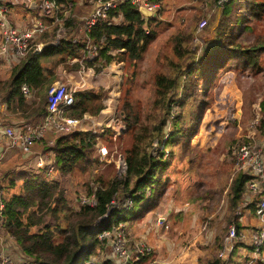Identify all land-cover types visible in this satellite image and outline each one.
I'll list each match as a JSON object with an SVG mask.
<instances>
[{
	"label": "trees",
	"instance_id": "1",
	"mask_svg": "<svg viewBox=\"0 0 264 264\" xmlns=\"http://www.w3.org/2000/svg\"><path fill=\"white\" fill-rule=\"evenodd\" d=\"M0 1L10 8L6 1ZM54 1L58 7L55 18H60L59 24L52 22L48 16L37 15L41 23L48 25L47 28L34 34L23 57L5 63L9 67L8 75L0 80V103L3 104L0 123L20 132H26L41 122L46 111V94L54 79L55 67L67 59L76 60L70 68L79 67L77 60L87 53V41L96 46V55L92 60H86L83 65L98 72L112 60L116 63L127 62L131 68L135 67L136 62L155 39L151 24L157 23L156 18L160 10L156 4L158 0H149L155 5L153 17L142 16L129 0H117L116 6L107 11L104 19L97 21L84 33L78 34L76 26L80 21V14L77 15L75 6L77 4V8L86 7L83 12L87 15L90 11L87 3L85 1L79 3L76 0ZM201 1L203 3L212 1L216 7H220V13L212 38L207 40L203 51L201 48L200 57H197L199 61L196 59L192 62L194 51H191L193 58L190 65L185 67V70L182 69V64L190 56L191 49L189 50L188 45L196 30L195 25L188 22L170 35L169 42L174 60H167L164 64L169 74L156 73L153 76L154 97L150 107L138 118L132 99L128 100L127 95H124L120 102L119 110L123 116H119L130 132L124 150L125 174L122 179H117L108 165L102 168V170L109 168L108 174L94 170L96 166L106 163L99 157L95 147L97 139L102 138L104 131L92 132L88 129L66 133L47 132L34 143L31 153L27 156L17 148L9 147L7 142L8 148L14 150L20 163L11 165L14 161L11 159L10 166L5 168L2 162L4 158L0 159L3 206L0 227L2 233L6 232L13 238L17 253L30 264H84L91 257L98 261L103 260L107 252L106 244L100 241L97 235L112 223L116 214L112 211L107 219L100 220L107 212L111 201L123 198L131 201V208L122 212V216L130 218V221L159 206V198L164 191L160 186L155 190L157 181L155 173L163 171L167 163L160 155L153 159L149 149L154 140L160 141L163 137L170 105L177 99L180 106L185 100H190L189 103L192 104L199 82L206 84L208 78L205 81V77L214 76L220 69L248 70L253 73L261 70L259 59L264 55V33L253 35L255 37L242 36L245 33L252 35L251 24L259 21L264 13V1L222 0L219 5L216 3L217 0ZM24 3L26 4L24 10L34 11L25 0ZM65 9L67 14L63 15ZM58 28H62L59 37L56 35ZM76 34L78 37L74 38ZM48 41H53L54 44L41 51H34L35 45ZM111 50L114 52L111 53ZM21 84L29 87L30 99L23 98L20 92ZM203 102L199 99L197 110L205 107ZM102 108L99 93L78 90L74 92L73 103L65 108L64 113L74 118H79L83 114L92 117ZM173 118L167 143L179 140L182 134L179 126H175L178 115ZM253 118L254 116L246 120L245 127ZM188 127L189 136L194 133L195 126ZM255 128L263 129L264 137L262 114ZM243 141L249 142L247 139ZM261 142V145H264V142ZM44 153H47L52 161L55 171L53 175L39 171L35 166L36 156ZM228 153L232 158L231 148ZM232 170L226 193L228 210L225 227L212 233L208 242L201 247L203 253L199 256L202 259L199 257L196 259L201 264H236L230 260L232 252L226 259L218 256L223 236L231 224L237 230L245 228L241 222V214L236 212L237 209L246 210L252 215L255 204L264 194L263 189L256 194H250L247 204L242 206L245 183L252 175L236 170L234 165ZM76 175L82 176V180L80 188L71 187L74 189L73 199L70 200L67 179ZM146 186L153 188V191L151 195L149 193L145 197ZM83 198L93 200V204L82 203ZM131 240L128 239L129 244H132ZM101 252L103 254L97 257ZM152 255L153 249L132 260L130 264H153Z\"/></svg>",
	"mask_w": 264,
	"mask_h": 264
},
{
	"label": "rangeland",
	"instance_id": "2",
	"mask_svg": "<svg viewBox=\"0 0 264 264\" xmlns=\"http://www.w3.org/2000/svg\"><path fill=\"white\" fill-rule=\"evenodd\" d=\"M34 1L37 4L38 1ZM76 1H85L87 8H90V3L86 0ZM23 3L24 0H16L15 5L21 9ZM156 4L160 9L156 18L157 23L151 24L155 39L136 62L135 67L131 68L127 62L116 63L112 60L98 72L83 65V72L78 73L79 67L70 68L76 60L67 59L55 67L54 79L51 82L61 81L74 87L75 91H95L100 94L103 108L91 119L95 127L97 123L101 125L104 132L102 138L97 139V144L106 148L113 162L96 166L94 170L108 174L110 168L114 176L121 172V179L124 177L123 170L115 162V158L117 154L124 157V150L130 138V132L120 117L123 116L119 110L122 98L127 95L128 100L134 101V111L140 118V115L150 107L154 97L153 76L156 73H167L164 64L167 60H174L169 42L170 35L188 22L196 27L193 39L188 45L189 50L191 49L190 56L182 64V69L185 70L193 58L191 51H194L192 61L194 62L200 57L207 40L212 38L220 13V7H216L212 1L203 3L201 0H158ZM85 9L83 6L77 8L76 4L75 11L77 15L80 14L79 19L84 16ZM32 14L27 13L26 19L35 16ZM66 14L67 9L63 11V15ZM202 19L205 25L197 28L198 21ZM251 25L252 35L245 33L242 37H255L253 35L264 33V13L259 21H254ZM59 32L60 35L62 30ZM77 34L74 38L78 37ZM259 65L261 70L257 73L248 70L220 69L214 76L205 77V81L208 78L206 84L199 82L192 104L189 103L190 100H185L180 106L177 99L170 105L163 137L160 141L154 140L149 149L153 159L160 155L167 163L163 171L155 173L157 181L154 188L156 190L157 186H160L164 191L159 198V206L156 209L151 208L152 211L143 213L142 217H137L133 221L122 216L128 231V239H132V243L144 242L153 249L151 258L153 264H156V261L162 264H201L196 260L198 257L202 259L201 247L208 242L212 233L224 229L228 210L227 185L233 171V161L228 150L233 149L236 143H244L243 139L249 140L244 136L251 131L248 127L249 121L245 127L246 120L255 115L258 118L261 114L264 116V55L260 57ZM0 67V79H4L8 68ZM130 85L133 86L129 88ZM199 99L204 101L205 107L197 110ZM176 115L178 118L175 120V126H179L182 134L179 140L167 143L172 129L171 120ZM92 124H89V129L94 127L90 126ZM189 125L195 126V130L188 136ZM262 132L263 129L256 130L251 142L254 141L255 145L264 149V145H261V141L264 142ZM13 151L12 148L4 149L1 155V158H4L3 167H9L11 159H14L11 165L20 163ZM106 165L109 168L102 170ZM81 180L80 175L67 179L70 200L73 199L74 189L71 187L80 188ZM152 191L153 188L146 186L145 197L149 193L151 195ZM159 215L163 221L156 224L155 219ZM242 215L243 223L250 227V224L254 223V218L246 210L242 211ZM248 230L249 228L245 232ZM245 242V245L239 242L234 246L230 258L233 263L241 264L251 256L249 232ZM262 256L264 257V247Z\"/></svg>",
	"mask_w": 264,
	"mask_h": 264
},
{
	"label": "built area",
	"instance_id": "3",
	"mask_svg": "<svg viewBox=\"0 0 264 264\" xmlns=\"http://www.w3.org/2000/svg\"><path fill=\"white\" fill-rule=\"evenodd\" d=\"M32 0H25L30 4ZM117 0H90L91 8L87 15L80 18V22L76 26L78 33H84L97 21L106 17L109 9L116 6ZM204 1V0H203ZM222 0H217V4ZM136 8L144 7L148 11L154 13L155 5L149 0H129ZM38 7L42 15L53 17L57 12L58 7L54 0H39ZM8 8L0 1V59L6 64L23 57L29 49L30 42L34 34L40 33L45 26L40 21H35L33 25L26 29H19L15 27L8 18ZM55 21L59 19L53 18ZM205 21H200L197 28L203 27ZM62 28H58V31ZM87 53L82 55L77 62L79 63L78 73L84 70L83 63L86 60H92L96 55V46L91 45L89 41L86 42ZM34 51H39V44L35 45ZM20 92L25 100L31 98L30 89L26 84L20 85ZM74 87L68 86L61 81H54L51 83L46 94V111L41 122L34 128L20 132L12 129L10 126L2 125L0 123V134L7 139L9 147L17 148L23 155L27 156L31 153L32 146L36 141L41 139L47 132H71L84 131L89 129V124H92V119L89 115L83 114L79 118L70 117L64 113L65 108L71 105L74 101ZM3 109V104L0 103V112ZM89 121V123H88ZM258 122V117H255L248 122V127L251 131L244 135L249 142L236 143L235 147L231 149L232 161L236 170H242L247 174L252 175L245 183L244 197L241 201L242 206H245L249 200L250 194H256L261 189L264 190V156L260 146L255 145L252 141V135L255 133V125ZM92 132H102L101 125L97 123L90 125ZM262 143V142H261ZM96 152L101 159L109 163L111 157L107 154L106 148L103 145L97 144ZM115 162L118 163L125 174V160L122 154H117ZM35 166L39 171H45L48 175L55 173L52 161L47 153L38 154L35 158ZM122 173H116L115 177L121 179ZM2 191L0 189V225H1V210H2ZM82 203L88 202L93 204V200L82 199ZM131 208V201L127 198L122 200H113L108 206L107 212L100 219H107L110 213L116 212L112 223L102 230L98 235L100 241L106 244V256L103 260H97L95 257L89 258L84 264H130L132 260H136L139 256L147 254L152 251L151 247L144 242L128 244V231L126 229L125 221L122 219V212ZM237 213L241 214V222L243 225L242 211L237 209ZM254 223L250 227L241 228L237 230L234 225H229L226 233L223 236L222 245L218 251L220 258L226 259L232 252L234 245L239 242L245 245L247 232H249L251 256L247 257L241 264H264V257L262 256V247L264 243V194L260 196V200L255 204L253 214ZM163 218L157 216L156 224H161ZM257 223V224H256ZM249 228L247 232L245 230ZM130 246V247H128ZM0 264H30L28 260L24 259L17 253L16 244L13 238L6 232L2 233L0 227ZM239 264V263H238Z\"/></svg>",
	"mask_w": 264,
	"mask_h": 264
},
{
	"label": "crops",
	"instance_id": "4",
	"mask_svg": "<svg viewBox=\"0 0 264 264\" xmlns=\"http://www.w3.org/2000/svg\"><path fill=\"white\" fill-rule=\"evenodd\" d=\"M2 1H6L10 5V8H8V10H9V12H8V18L11 21V23L15 27H17L19 29H26L29 26L33 25L35 21L36 22L37 21H40L37 18V15H39L41 17H46L45 15H42L41 11L39 10L38 2L36 4V2L34 0H32L31 3L29 4L30 5V9H33L34 10V11L32 10L33 12L24 10V8H25L24 5L26 6L25 3H23V8L18 9L19 7L17 8L16 7L17 5H15L16 0H14L13 3H9L8 0H2ZM88 2L90 3V0H88ZM79 3H81V2L79 1ZM13 8H15L14 11L12 10ZM90 8H91V4H90ZM27 13H33L32 15H35V16H33L35 18H33L31 16V18L26 19ZM57 13H58V11L54 13V16L53 17H49V16L48 17L50 19H52V22H54V23L56 22V23L59 24L60 21H55V19H53V18L57 17ZM33 19H35V20H33ZM56 19H60V18H56ZM44 26H45V29H46L48 25L44 24ZM56 32H57V30H56ZM110 52L113 53L114 50H111ZM0 66H2L3 68H8V70H9V67L7 65H5V62H3L1 59H0ZM7 75H8V73L6 74L5 78L7 77ZM0 80H3V79H0ZM2 111H3V109H2ZM2 111H1V113H2ZM5 148L8 149L7 139L0 134V158L2 157L1 155H2V153H3V151H4ZM98 253H99V251H98ZM102 254L103 253L101 252L100 255L99 254L97 255V257H100ZM156 264H162V263H160L159 261L158 262L156 261Z\"/></svg>",
	"mask_w": 264,
	"mask_h": 264
},
{
	"label": "water",
	"instance_id": "5",
	"mask_svg": "<svg viewBox=\"0 0 264 264\" xmlns=\"http://www.w3.org/2000/svg\"><path fill=\"white\" fill-rule=\"evenodd\" d=\"M138 11L144 17H153L154 16V13L152 11H148L144 7H139ZM52 44H54L53 41H48V42L40 44L39 45V51H41L42 49H44V48H46V47H48V46H50ZM100 220H103V219H100Z\"/></svg>",
	"mask_w": 264,
	"mask_h": 264
}]
</instances>
